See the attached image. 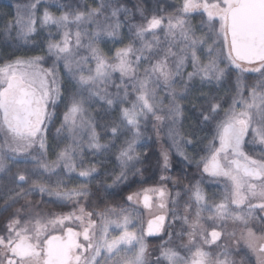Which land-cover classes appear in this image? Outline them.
<instances>
[{
  "label": "snow or ice",
  "instance_id": "obj_1",
  "mask_svg": "<svg viewBox=\"0 0 264 264\" xmlns=\"http://www.w3.org/2000/svg\"><path fill=\"white\" fill-rule=\"evenodd\" d=\"M14 8L0 264H264V0Z\"/></svg>",
  "mask_w": 264,
  "mask_h": 264
},
{
  "label": "trees",
  "instance_id": "obj_2",
  "mask_svg": "<svg viewBox=\"0 0 264 264\" xmlns=\"http://www.w3.org/2000/svg\"><path fill=\"white\" fill-rule=\"evenodd\" d=\"M17 2V0H0V26H2L6 14L14 13L15 8L14 5ZM60 3H63L64 0H59ZM77 2L84 3L88 2L90 3L91 0H77ZM175 0H166L167 4H173ZM49 3L53 6V10L55 9V4L57 3V0H49ZM129 6L132 4L137 3V0H128ZM155 3V0H145V4L148 7H153ZM15 41L11 40L7 36L4 35L2 31H0V60L3 58H6L7 56L11 55L12 48L9 45H14ZM178 160L179 157H176ZM180 166L178 164L174 165L173 171L179 170ZM8 178L4 176L2 173H0V184L7 183ZM150 241H152L149 246L152 250L156 249L157 243L154 238H148Z\"/></svg>",
  "mask_w": 264,
  "mask_h": 264
},
{
  "label": "rangeland",
  "instance_id": "obj_3",
  "mask_svg": "<svg viewBox=\"0 0 264 264\" xmlns=\"http://www.w3.org/2000/svg\"><path fill=\"white\" fill-rule=\"evenodd\" d=\"M212 187H215V186H212ZM157 246H158V245H157ZM157 246H156V247H157ZM149 248H150V246H149ZM150 250H152V249L150 248Z\"/></svg>",
  "mask_w": 264,
  "mask_h": 264
},
{
  "label": "flooded vegetation",
  "instance_id": "obj_4",
  "mask_svg": "<svg viewBox=\"0 0 264 264\" xmlns=\"http://www.w3.org/2000/svg\"><path fill=\"white\" fill-rule=\"evenodd\" d=\"M210 187H212V186H210Z\"/></svg>",
  "mask_w": 264,
  "mask_h": 264
}]
</instances>
